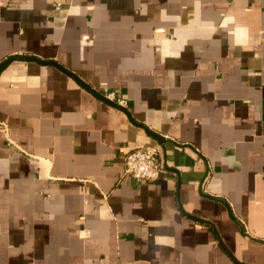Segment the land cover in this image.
<instances>
[{
  "label": "crops",
  "instance_id": "0c3cea01",
  "mask_svg": "<svg viewBox=\"0 0 264 264\" xmlns=\"http://www.w3.org/2000/svg\"><path fill=\"white\" fill-rule=\"evenodd\" d=\"M11 56L86 86L0 72V264H264V0H0Z\"/></svg>",
  "mask_w": 264,
  "mask_h": 264
},
{
  "label": "built area",
  "instance_id": "2783aa9c",
  "mask_svg": "<svg viewBox=\"0 0 264 264\" xmlns=\"http://www.w3.org/2000/svg\"><path fill=\"white\" fill-rule=\"evenodd\" d=\"M104 98L120 106L126 104V100L114 91L104 94ZM124 169L126 174L140 182L157 181L165 172L159 148L155 145H145L128 151L124 157Z\"/></svg>",
  "mask_w": 264,
  "mask_h": 264
},
{
  "label": "water",
  "instance_id": "95a60500",
  "mask_svg": "<svg viewBox=\"0 0 264 264\" xmlns=\"http://www.w3.org/2000/svg\"><path fill=\"white\" fill-rule=\"evenodd\" d=\"M17 59H22V60H29V61H36L38 63L41 64H50V65H54L55 67L59 68L60 70L64 71L65 73H67L69 76H71L74 80H76L79 84L86 86L74 73H72L69 70H66L64 68H62L57 62L53 61V60H42L39 59L37 57L34 56H11L9 58H7L6 60H4L1 64H0V72H2L12 61L17 60ZM106 101H108L107 99H105ZM110 102V101H108ZM112 104H114L113 102H111ZM115 105V104H114ZM148 135H150L152 138L156 139L157 141H160L159 135L153 131H149L146 130Z\"/></svg>",
  "mask_w": 264,
  "mask_h": 264
}]
</instances>
